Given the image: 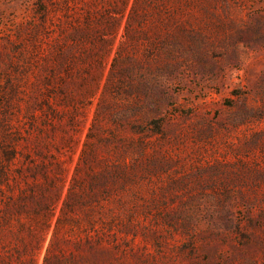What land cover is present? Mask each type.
Returning <instances> with one entry per match:
<instances>
[{
  "label": "rangeland",
  "instance_id": "rangeland-1",
  "mask_svg": "<svg viewBox=\"0 0 264 264\" xmlns=\"http://www.w3.org/2000/svg\"><path fill=\"white\" fill-rule=\"evenodd\" d=\"M48 247L264 264V0H0V264Z\"/></svg>",
  "mask_w": 264,
  "mask_h": 264
},
{
  "label": "trees",
  "instance_id": "trees-1",
  "mask_svg": "<svg viewBox=\"0 0 264 264\" xmlns=\"http://www.w3.org/2000/svg\"><path fill=\"white\" fill-rule=\"evenodd\" d=\"M74 184V183H73ZM73 186V185H72ZM72 188V187H71ZM63 212H64V208H62V214H63ZM58 224H59V222H60V218H58ZM58 226V225H57ZM56 229H57V227H56ZM55 234V233H54ZM49 252H50V247H48V249H47V252H46V255H45V257H44V264H46L47 263V261H48V254H49Z\"/></svg>",
  "mask_w": 264,
  "mask_h": 264
}]
</instances>
